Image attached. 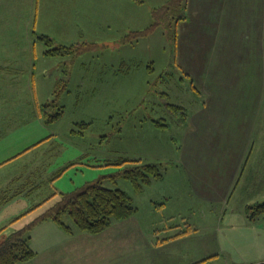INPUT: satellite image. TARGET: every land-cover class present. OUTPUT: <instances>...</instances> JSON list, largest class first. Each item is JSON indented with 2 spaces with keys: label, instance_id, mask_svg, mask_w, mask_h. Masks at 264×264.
<instances>
[{
  "label": "rangeland",
  "instance_id": "374dc122",
  "mask_svg": "<svg viewBox=\"0 0 264 264\" xmlns=\"http://www.w3.org/2000/svg\"><path fill=\"white\" fill-rule=\"evenodd\" d=\"M172 6L170 0H93L88 7L94 14L89 22L92 29L79 38V43L88 41L89 47L75 59L74 52L68 51L51 54L53 58L40 59V63L37 58L25 63L21 58H1L0 200L6 199L0 202L1 235L53 206L61 192L75 191L103 177L105 186L121 188L132 197L137 212L114 220L103 234L82 231L64 215L72 226L71 233L60 225L68 233L65 240L75 241L69 237L73 235L85 247L83 255L68 264H90L92 259V264H185L179 253L181 241L172 236L186 231L190 234L183 243L190 244L191 252L194 244L206 249L188 264H264L263 257L245 255L241 248L246 239L241 233L245 213L264 223V212L252 215L245 205L264 201V0H188V19L184 27L182 21H175V40L167 24L156 25L139 39L126 37L131 30L145 29L168 16L174 24L183 6ZM6 27L0 41L8 36ZM117 71L127 75H113ZM203 77L221 110L222 136L211 124L201 126L210 132L206 140L211 141L202 149L212 152L232 146L239 150L249 142L242 161L246 172L229 193L228 208H224L226 202L209 204L202 197L214 194L213 181L218 178L200 172L218 168L229 172V161L189 160L187 176L177 166L181 164L176 160L178 152H197L199 139L195 134L190 143L182 142L178 112L164 107L176 103L191 111L197 100L192 85L200 89ZM93 87L99 90L91 94ZM161 115L169 126L155 124L153 120ZM189 117L185 123L199 129ZM139 157L143 163L164 164L163 178L154 180L143 193H137L127 178L106 176L133 166ZM120 158L127 161L117 164ZM56 172L61 173L54 179ZM201 178L206 183L199 184V192ZM43 227L38 224L32 230L36 248L38 240H43ZM140 227L158 231L163 238L146 235L133 241L129 237ZM122 233L129 239H120ZM196 233L199 240H194ZM90 237L100 253L89 249ZM219 246L227 259L214 252ZM168 253L174 258L166 260ZM35 257L18 264H34Z\"/></svg>",
  "mask_w": 264,
  "mask_h": 264
},
{
  "label": "crops",
  "instance_id": "0c3cea01",
  "mask_svg": "<svg viewBox=\"0 0 264 264\" xmlns=\"http://www.w3.org/2000/svg\"><path fill=\"white\" fill-rule=\"evenodd\" d=\"M92 5L93 0H0V32L3 27L6 26L8 27H6V29H8L9 32L8 36L0 41V53L2 52L0 61H2V57H15L18 61H20L18 58H21L22 62L25 63L24 61L29 62L28 60L31 58H37V62L40 63V59L45 60L47 58H53V55L46 53V42L41 38V35H48L57 42L67 43L65 45L79 43V38L86 36V32L92 29L93 24H89V22L93 19L94 14H92V8H88L92 7ZM122 15L126 16L125 11L122 12ZM183 22H187V20H183L180 23ZM184 24L185 23H183V27ZM32 25L34 27L30 31ZM86 42L89 43L88 41ZM181 57H183V52L181 53ZM132 71L133 70H131V72ZM117 74L127 75L126 72H113V75ZM202 80L203 84H201L202 87L197 94L195 107H191V111H189L187 106H183L184 111L186 112L185 121L178 123V126L182 127L178 131L182 138V142L188 144L190 143V138L197 135L199 139L198 151L192 153L178 152V158L176 157V160H179L181 164L177 166L184 168L188 174L187 166L191 165L189 160L200 161V159L212 157L216 161L222 159L229 161L228 168L231 169L226 173L222 168H220V171L222 169V172L219 171V168L216 171L211 170L210 172H207L201 170L200 172V167L198 165V173L200 172L208 177H211L214 173V177L218 178L217 181H213L214 194L212 196L206 194L202 197L205 198L206 202L209 204L216 203V200H219V202H226L224 208H228L231 200V195H229V193L238 183L241 182L246 172V166H243L242 161L248 150L249 142H245V146H242L239 150L234 149L232 146H223V149L222 147H219L218 149L220 150H212V152L202 149L203 144L207 146V144H211V141L207 142L206 140L207 136L210 135V132H204L201 130V126L211 124V126L217 127V132L222 136L221 127L218 125L221 121L219 116L221 110L218 111L216 97L212 94V90L206 88L204 77ZM98 90L99 88L93 87L91 94L96 93ZM189 115H191V120L196 123V125H199V129H193L192 123H185L188 122L187 119ZM188 125H191L190 129L187 128ZM253 150L254 147H250L249 151L252 152ZM236 160L238 162H236ZM187 176H189V174ZM221 179H226V182H219ZM205 183L206 180L204 178L199 179L197 184V190L199 192H201V189H198L199 184L202 187ZM220 185L223 186L220 187ZM245 205L247 211L249 204ZM208 207L216 208L218 206L209 205ZM243 218V222H241V225L243 226L241 233L246 235V239L242 242L244 245L241 247L242 252L245 255L263 257L260 260L264 263V244H260L264 241V223L250 219L247 212ZM40 226H44L43 229H46L45 232L41 233V236H43L42 242L38 240V248L32 244V238L30 242L31 247L37 252L34 264H68L72 263L74 260L76 261L77 258H80L83 255L84 249L82 248L85 247H82V242H77V239L73 238V235L71 234L69 237L75 241L65 240V233L67 235L68 233L65 232L58 223L53 220H46L39 223V227ZM151 227L152 226L150 225V228ZM140 229L141 230L136 229L137 231H135V233H139V235L133 233L134 235H130L132 237L129 238L133 241H137L139 237H144L146 235H149V237L155 240L163 238L157 233L158 231L156 232L153 229L144 230L141 227ZM197 230L199 231V229ZM189 234L190 233L186 231L172 236L174 239L181 241L180 243L182 247L179 252L181 254L180 257L182 258V261H185L187 264L190 263L191 258L196 256H199L197 258H200V256L206 252L205 247L204 249L201 248L200 244H194L193 252H191L189 248L190 244L188 243L185 245L183 243ZM118 235H121L119 236L120 239H129L125 238L127 235L124 233ZM63 240H65V242H62ZM194 240H199L197 233ZM88 242L89 249L92 247L96 248L98 253H100V248L94 246L95 242L93 237H90ZM216 250L214 252L217 253V255L220 253L227 259L228 255L225 254L227 252L224 251L223 247L219 246V250L218 248ZM89 252L90 250L88 253ZM45 255L48 256L44 257V259H39ZM167 256L166 260L174 258V254L168 253ZM214 260H218V256H215ZM89 262L92 264L93 259Z\"/></svg>",
  "mask_w": 264,
  "mask_h": 264
},
{
  "label": "trees",
  "instance_id": "16d2710c",
  "mask_svg": "<svg viewBox=\"0 0 264 264\" xmlns=\"http://www.w3.org/2000/svg\"><path fill=\"white\" fill-rule=\"evenodd\" d=\"M170 1L174 4V6H172L173 9L179 8V6L181 8L183 6L181 9V14H178L174 17V24H172V18H169L168 16L166 18H162L161 20H154L151 26L146 27L145 29L131 30L128 35L126 34V37L131 40L139 39L140 37L151 33L155 29L156 25L167 24V26H169V31L174 33L173 40H175V21L180 22L188 19L186 10L188 0ZM41 36V38L46 42V53L49 54H60L63 51L74 52L75 56H73V58L75 59L76 56L82 54L89 47V43L87 42L73 43L68 45H55L54 39H52L50 36ZM126 40L127 39L125 38L124 41ZM95 44L96 43H92L93 46ZM138 64L141 63L138 62ZM130 69L131 67L128 66L127 70L130 71ZM166 74L171 76L172 73L167 72ZM192 88L193 92L198 94L199 89H196L194 85H192ZM167 104L168 105L163 104L165 108L178 112V116L176 118L177 121L179 123H182V121L184 122L186 116L184 107L176 103ZM58 113H55V115L58 116ZM160 117L161 118H156L153 120L155 124L162 128L169 126L168 123L164 121L166 117L162 115ZM121 128L123 127L120 126L118 131L121 132ZM115 129L117 128L113 126V130ZM125 161H127L125 158H120L118 163L117 161H115V163L122 164L125 163ZM134 161L138 163L134 164L133 166H125V168L106 176H110L113 180H116L119 177L129 179L134 185L137 193H143L146 187L152 184L154 180L163 178V162L143 163L142 158L140 157ZM60 173L61 172H56L53 178L55 179ZM102 178L103 177L94 181H89L75 191L69 193L61 192L60 199L57 200L53 206H50L32 221L26 223L21 228L12 230L9 234H0V264H18L19 262L33 259L37 255V252L31 247L30 244L32 230L34 226L46 220H53L61 225L67 232L72 233V226L66 223L63 219V216L68 214L73 219L77 228L82 231L96 234L101 233L106 228H108L114 220L126 219L135 214L137 212V208L133 204L132 197L121 188H110L105 186L103 184ZM56 193L57 192L54 191L50 197ZM44 199L46 200L47 198ZM5 200L6 199L4 198L3 201L0 200V202L3 203ZM37 205L40 204L38 203ZM37 205L35 207H37ZM249 208L252 211V215L263 213L264 201L249 205ZM251 218L254 219L253 217Z\"/></svg>",
  "mask_w": 264,
  "mask_h": 264
}]
</instances>
